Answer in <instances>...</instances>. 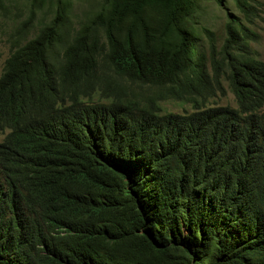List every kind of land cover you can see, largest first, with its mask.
Instances as JSON below:
<instances>
[{"label": "trees", "instance_id": "obj_1", "mask_svg": "<svg viewBox=\"0 0 264 264\" xmlns=\"http://www.w3.org/2000/svg\"><path fill=\"white\" fill-rule=\"evenodd\" d=\"M23 1L0 75V172L19 191L0 192V264H264V139L236 131L264 136L258 34L229 13L206 53L199 0ZM233 2L253 24L257 0ZM225 84L237 108L207 109Z\"/></svg>", "mask_w": 264, "mask_h": 264}, {"label": "rangeland", "instance_id": "obj_2", "mask_svg": "<svg viewBox=\"0 0 264 264\" xmlns=\"http://www.w3.org/2000/svg\"><path fill=\"white\" fill-rule=\"evenodd\" d=\"M257 2L260 5H257L258 13L253 24H249L244 21L243 15L235 7L233 0H226L227 6H220L213 0H199L200 10L195 22L198 23L197 35L200 38L199 43L204 47L205 52L208 53L210 37L203 32V27L208 28L214 34L215 43L218 49H221L226 39V25L229 22V13H231L235 17H240V20H243L248 28L258 34L259 40L248 41V47H250L255 58L264 61V0H257ZM26 9L27 6L23 0H14V3L0 14V75L3 71L4 63L11 53L12 36L16 29L27 20L28 13ZM43 17L44 14H39L34 22V27L30 29L28 35L37 34V25ZM58 55L60 54L58 53ZM225 88L226 95L218 101V104L236 108L235 95L226 84ZM132 89L137 93L148 94L146 88L133 86ZM161 106L166 111L174 113L184 114L192 112V107L188 104L165 102ZM5 134L7 133L0 134V141L5 137Z\"/></svg>", "mask_w": 264, "mask_h": 264}, {"label": "clouds", "instance_id": "obj_3", "mask_svg": "<svg viewBox=\"0 0 264 264\" xmlns=\"http://www.w3.org/2000/svg\"><path fill=\"white\" fill-rule=\"evenodd\" d=\"M222 98L223 97H218V98L212 100L209 104H206V108L209 109V108H215L218 106L219 107H226V106H221L218 104V101L221 100ZM180 104H184V103H180ZM186 104H188L192 107V112H188V113L189 114L195 113L196 109L193 107V105H191L189 103H186ZM166 112H169V111H166ZM172 113H174V112H172ZM176 114H180V113H176ZM261 128L262 127H260V126H249V127H243L240 130H236L237 133L241 136V144L245 145V143L247 141H249L253 145L252 149L259 151V147L263 143V139H264L263 138L264 137L263 131H261L262 130ZM3 133H7V134H5V137L0 141V144L3 143L5 138L11 133V130L10 129H4V130L0 129V134H3ZM234 147H236L235 144H234ZM233 149H235V148H233ZM11 189L17 190L15 183H14V175L9 171H1L0 172V192L7 193V192H9L8 190H11ZM22 205H23V202H22V204H20L19 207L21 208V211L23 213L22 212H17V213H20L21 217H28L30 215L29 211H28V207L25 206V209H26L25 210Z\"/></svg>", "mask_w": 264, "mask_h": 264}]
</instances>
